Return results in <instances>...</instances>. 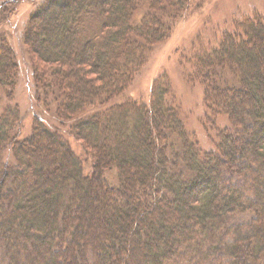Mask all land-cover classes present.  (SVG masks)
I'll list each match as a JSON object with an SVG mask.
<instances>
[{"label":"trees","instance_id":"trees-1","mask_svg":"<svg viewBox=\"0 0 264 264\" xmlns=\"http://www.w3.org/2000/svg\"><path fill=\"white\" fill-rule=\"evenodd\" d=\"M201 1L48 0L29 17L37 102L69 126L88 175L43 117L21 135L19 66L0 38V264H264V17L181 60L208 147L166 75L147 103L129 93Z\"/></svg>","mask_w":264,"mask_h":264},{"label":"rangeland","instance_id":"rangeland-1","mask_svg":"<svg viewBox=\"0 0 264 264\" xmlns=\"http://www.w3.org/2000/svg\"><path fill=\"white\" fill-rule=\"evenodd\" d=\"M47 1L0 0V38L7 40L19 66L14 103L19 107L22 115L21 135L28 136L34 119L43 117L48 121L49 126L59 128L70 149L80 157L82 167L88 175L90 161L87 156L85 157L80 144L70 137L69 126L60 125L50 113L46 112L44 105L37 102L38 94L34 86L32 65L23 44L24 29L29 17ZM3 6L10 7L12 11L1 12ZM191 9L184 19L174 24L169 39L152 50L129 93L147 103L153 80L166 75L171 82L176 103L186 119V125L191 132H194L199 143L208 147L207 136L197 123L203 114V92L200 87H191L184 81L181 76V60L187 61L197 52L206 50L204 44L217 40L223 29H225L223 31L229 30L230 22L250 15L264 17V0H202L200 6L196 5ZM9 105L8 101L0 99V113ZM233 218L239 219L237 216ZM117 236L121 237L122 234L119 233Z\"/></svg>","mask_w":264,"mask_h":264}]
</instances>
